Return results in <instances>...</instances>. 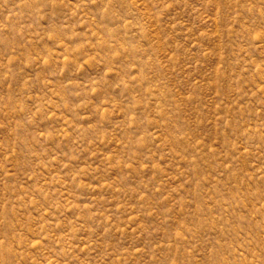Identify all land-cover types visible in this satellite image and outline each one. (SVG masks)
<instances>
[{"label": "rangeland", "instance_id": "obj_1", "mask_svg": "<svg viewBox=\"0 0 264 264\" xmlns=\"http://www.w3.org/2000/svg\"><path fill=\"white\" fill-rule=\"evenodd\" d=\"M0 264H264V0H0Z\"/></svg>", "mask_w": 264, "mask_h": 264}]
</instances>
